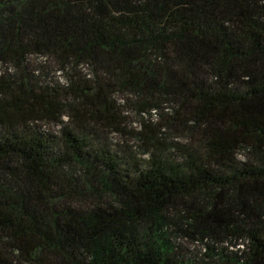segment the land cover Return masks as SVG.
<instances>
[{
    "label": "trees",
    "instance_id": "trees-1",
    "mask_svg": "<svg viewBox=\"0 0 264 264\" xmlns=\"http://www.w3.org/2000/svg\"><path fill=\"white\" fill-rule=\"evenodd\" d=\"M0 264H264V0H0Z\"/></svg>",
    "mask_w": 264,
    "mask_h": 264
},
{
    "label": "rangeland",
    "instance_id": "rangeland-1",
    "mask_svg": "<svg viewBox=\"0 0 264 264\" xmlns=\"http://www.w3.org/2000/svg\"><path fill=\"white\" fill-rule=\"evenodd\" d=\"M59 73H55L54 76H56ZM60 81L63 80L62 77H59ZM122 117V122L120 123V127L124 129L122 132H112L111 134L107 135V132L105 133L107 135V138L112 142H124L126 144H134L139 142L135 138V131L141 128V120L143 119V115L136 113L134 111H123L122 114H120ZM146 118L149 120H155L156 117L153 116L150 117L149 115H145ZM65 119V117H63ZM137 147V146H135Z\"/></svg>",
    "mask_w": 264,
    "mask_h": 264
}]
</instances>
